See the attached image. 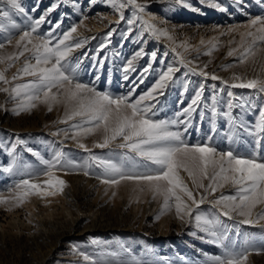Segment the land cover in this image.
Here are the masks:
<instances>
[{"label": "rangeland", "instance_id": "374dc122", "mask_svg": "<svg viewBox=\"0 0 264 264\" xmlns=\"http://www.w3.org/2000/svg\"><path fill=\"white\" fill-rule=\"evenodd\" d=\"M19 3L23 12L0 3V9L10 13L9 18H0V24L4 25L0 28V42L5 44L0 48V57L20 51L16 41L47 13L37 35L46 34L59 24L54 32L59 38L75 25L76 31L65 43L86 41L79 48L73 47L66 57V71L71 74L75 68L79 82L114 97L131 93L130 100L134 102L171 66L176 71L173 80L158 90L163 95L154 93L156 99L142 102L141 106L154 105L151 112L155 115L151 118L185 120L183 109L197 91H202L190 125L178 123L170 130L180 132L189 145L208 143L218 152L232 150L245 156L256 153L264 159V132L257 133L264 110V92L231 87L241 82L234 80V76L245 81L264 80V43H258L243 63L239 61L243 47L251 43V38L246 37L242 45L241 35L249 30L255 32V28H248L251 20L264 19V0H136L144 6V12L127 5L121 9L123 20L108 0H19ZM53 4L57 6L49 11ZM149 13L153 15L149 17ZM137 16L141 19H136ZM129 20L133 23L129 24ZM143 21L154 26L156 33ZM13 23L18 27L12 28ZM112 29L115 31L106 42L105 37ZM38 42L33 38V43ZM138 52L140 56L136 55ZM29 56L30 52H25L7 68L4 74L10 83L0 82V88L33 79L29 76L12 79ZM129 60L135 71L125 73ZM149 64L151 68L144 73ZM6 67V60L0 62V71ZM200 70L208 76L200 74ZM211 75L219 79L212 80ZM229 92L233 95L229 96ZM22 99L0 92V200L7 201L0 203V264H137V261L202 264L205 254H220L221 249L208 243L209 237L198 229L197 212L219 217L221 227L227 226L230 240L241 246L264 248V220L242 224L244 217L232 213L233 218L228 219L212 203L221 194H234L235 188L230 184L207 195L192 217L181 213L183 218L177 216L175 201L161 212L163 196L153 198L147 182L101 183L97 178L101 170L94 166L88 169V175L83 168L57 169L54 175L65 186L62 190L59 186H48L41 161H51L57 152L63 154V162L82 165L90 155L106 157L111 153L117 159L118 154L127 150L116 147L122 142L119 139L108 148L94 147L102 141V128L90 135L73 128L81 118L67 119L71 105L63 102L52 103L49 111L48 103L36 101L35 107L16 114L13 110ZM18 140L23 143H17ZM81 143L88 151L79 147ZM179 175L196 199H200L199 193H204V189L196 188L183 170ZM24 179L40 184V193L26 195L18 202L15 197L23 190L16 185ZM201 182L209 183L207 179ZM178 194L194 207L183 193ZM261 212L264 204L252 209L253 218ZM245 264H264V251L250 250Z\"/></svg>", "mask_w": 264, "mask_h": 264}, {"label": "snow or ice", "instance_id": "6c2138e0", "mask_svg": "<svg viewBox=\"0 0 264 264\" xmlns=\"http://www.w3.org/2000/svg\"><path fill=\"white\" fill-rule=\"evenodd\" d=\"M108 2L116 12H120L121 20L124 19L121 9L127 5L133 6L141 13L145 10L143 5L136 3V0H126V3L124 0H108ZM0 3H6L12 9L23 12L19 0H0ZM56 6V4H53L49 11H52ZM46 15L47 13H45ZM9 16V11L0 9V18H9ZM45 16H41L39 20L34 21L31 29L24 31L16 41V47L20 51L6 57H0V62L7 61V67L0 71V82L10 83L5 78L4 73L15 60H19L21 56H24L25 52H30V56L26 58L23 67L18 69L17 74L12 79H18L21 76H29L33 79L27 83L16 84L11 88H0V92L10 93L13 99L23 97L17 108L13 110L16 114L35 107L36 101L48 103L49 111H51L52 103L63 102L66 106L71 105L67 119L81 118V122L73 125V128H78L80 132L86 135L102 128V141L97 142L94 147L108 148L113 141L119 139L122 142L118 143L116 147L127 150L118 154L117 159H113L111 153L106 157L90 155L82 165L63 162V154L57 152L51 161H41L45 166L43 174L48 177L45 184L50 187L59 186L62 190L65 182L55 177V170L83 168L85 175H88V169L94 166L101 170L97 176L101 183L115 185L123 180L147 182L153 198L156 195L163 196L161 212L169 209L171 202L175 201L176 213L180 218H183L181 213L192 217L193 213L199 209L200 204L205 202L207 195L215 194L218 187L230 184L235 188L234 194H221L212 201L214 205L219 206L220 214L232 219L231 214L236 213L244 217L240 221L242 224H255L260 220H264V212L257 213L254 218L252 214L253 208L258 204H264V159L259 158L256 153L245 156L234 153L232 150L218 152L215 147L210 146L208 143L189 145L183 140L180 132L170 130L172 126L178 123L190 125L191 114L196 111L199 105L202 91H197L188 106L183 109L181 114L186 117L185 120L152 119L151 116L155 115L154 112H151L154 105L141 106L142 102L146 99H156L154 93L163 95L158 90L164 89L166 82L173 80L172 74L176 69L169 66L166 71H163L153 87L134 102L130 100L131 93L128 96L114 97L111 93L96 91L95 87H90L88 84L77 80L75 68L72 69L71 74L66 71V57L69 52L73 47L79 48L86 42L79 40L73 45L65 43L72 38L76 26L74 25L69 31L64 32L63 36L59 38L54 35L55 28H58L59 24L52 31L44 35H37V29L44 22ZM136 19L141 18L137 16ZM128 23L132 24L133 20H129ZM143 23L151 32L156 33L154 26L148 24L147 21H143ZM257 25L259 27H256ZM3 27L4 25L0 24V28ZM11 27L17 28L18 26L13 23ZM248 28H255V32L249 30L241 35L242 45L245 44L246 37L251 38V43L243 47V51L239 56L240 63H243L249 55L253 54V49L258 43H264V19L257 17L251 20ZM113 31L115 29L107 33L106 42ZM33 38L39 42L33 43ZM7 42L11 43V39L8 38ZM28 44L32 45L31 49L28 48ZM4 46L5 44L0 42V48H4ZM232 54L230 51L229 55ZM136 55L140 56L141 53L138 52ZM153 59H155V53H153ZM29 60H34L35 63H30ZM131 65L132 61L129 60L128 67L124 69L125 73L130 70L135 71L134 68H131ZM150 68L151 64L143 70L144 73H147ZM191 71L195 73L196 70L191 69ZM200 74L208 76V73L203 70H200ZM127 78L126 75L125 79ZM211 79L217 80L219 78L216 75H211ZM233 79L241 82L233 83L232 88L258 89L264 92V80L249 79L245 81L239 76H234ZM201 88H203V85H201ZM53 89L56 91L54 92ZM186 90L187 86H185ZM228 94L229 96L233 95L232 92ZM150 112L151 115H149ZM213 113L215 114V109H213ZM260 115L262 119L257 124V133L264 132V110H261ZM79 134V132L76 133V135ZM73 138H75V135ZM17 143H23V141L18 140ZM79 147L88 151L82 143ZM180 170L188 174L196 188L204 189V193H199L200 199H196L193 191L184 183L179 175ZM202 179H207L209 183L207 185L203 184ZM16 188L23 190L22 194L15 197L18 202H22L26 195L39 194L41 185L32 183L29 179H24L16 185ZM178 191L183 193L194 207L185 203ZM51 194L54 195L55 192ZM5 202L7 201L0 200V203ZM195 221L198 229L209 237L207 242L221 249L220 254H205V260L202 264H245L250 250L264 251V248L250 249V247L241 246L238 241L230 240L227 226L221 227L222 221L219 217H210L197 212ZM247 244L248 241L246 240L245 245ZM137 264H140V262L137 261Z\"/></svg>", "mask_w": 264, "mask_h": 264}, {"label": "bare ground", "instance_id": "6f19581e", "mask_svg": "<svg viewBox=\"0 0 264 264\" xmlns=\"http://www.w3.org/2000/svg\"><path fill=\"white\" fill-rule=\"evenodd\" d=\"M152 15H153V14L149 13V15H148V16L150 17V16H152Z\"/></svg>", "mask_w": 264, "mask_h": 264}]
</instances>
